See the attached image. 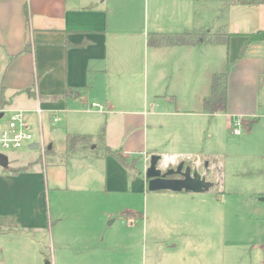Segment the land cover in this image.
Instances as JSON below:
<instances>
[{"label":"crops","instance_id":"crops-1","mask_svg":"<svg viewBox=\"0 0 264 264\" xmlns=\"http://www.w3.org/2000/svg\"><path fill=\"white\" fill-rule=\"evenodd\" d=\"M195 2L211 4L195 12L200 31L220 29L215 26L219 5L225 12L226 3L229 22L232 10L246 6ZM201 13L210 14L214 26L207 28L209 17ZM151 23L157 26L153 34L165 33L162 24L170 31L194 25V0H152L151 7L150 0H0V120L9 119L10 111H24L29 122L38 121L44 141L43 122L49 131L58 130L50 132L46 153L31 149L39 143L34 137L26 151L13 150V165L9 158L7 167L0 166V264H119L115 251L126 245L125 238L122 242L118 232L103 237L115 223L114 208L130 211L138 198L145 209L148 198L160 202L158 197L173 193L149 191L144 173L151 156L163 157L164 170L182 161L197 166L204 161L194 160L190 150L194 77L197 100L204 103L213 75L228 68V49L206 42L151 44ZM231 33L234 62L246 33ZM175 34L180 32L164 35ZM262 76L264 42H255L230 74L227 111L211 116L234 122L255 116ZM92 103L103 112L92 110ZM202 114L210 116L204 109ZM70 135L91 136L97 144L77 148L80 160L74 164L73 156L67 157ZM60 140L66 149L58 148ZM96 147L99 165L82 164ZM170 214L161 203L137 214L144 236L149 237L151 221L168 222ZM135 221L128 218L127 228Z\"/></svg>","mask_w":264,"mask_h":264},{"label":"rangeland","instance_id":"rangeland-1","mask_svg":"<svg viewBox=\"0 0 264 264\" xmlns=\"http://www.w3.org/2000/svg\"><path fill=\"white\" fill-rule=\"evenodd\" d=\"M195 1L194 25L185 27L183 23L180 29L170 31L162 24L159 28L165 32L163 34L190 31L192 34L209 32L213 35L243 30L245 33H254L264 29V0H254L255 4H247L245 8L232 10L231 22L228 21L229 9L226 8V3L225 12L223 5H219L220 9L218 12L215 11L214 17L215 26H220V29L215 31H212L213 29L200 31L196 11L203 12L204 8L211 4L201 2L196 5ZM229 1L232 8L234 0ZM213 5L216 8L218 3L215 2ZM165 6H169V3ZM201 15L209 17L210 24L207 28L214 26L212 23L214 18L210 19V14ZM191 16L193 21V15ZM233 19L239 21V24ZM155 27L157 26L151 23L148 28L151 39L154 36L153 30H157ZM233 44L235 50L236 44L235 42ZM199 95L194 77V120L191 123V126L194 125V149L191 147L190 150H194V160L200 158L214 165L212 173L214 191L210 194L194 195L170 192L171 194H166L165 197H158L160 202L148 198L145 209L144 205H141L143 200L138 198L135 199L130 211L114 208L115 223L108 227L110 230L104 232L103 237L118 232L122 242L123 237L125 238L126 245L115 251L119 264H264V98L261 97L255 116L239 119L237 123V120L228 121L226 117L216 114L203 116L204 103L197 100ZM8 121V115L0 120V132ZM31 121L34 137L39 142L38 121L35 117ZM43 124L47 146L50 132L58 134V130L49 131L46 123ZM57 146L62 148L61 150L66 149V143L62 140L57 141ZM26 148L27 145L19 152L26 151ZM13 152L4 149L0 144V153L10 158V165L15 163L12 158ZM36 152L41 154L40 150ZM86 153L84 160H81L82 164L87 166L98 164L96 160L100 158L99 152L88 150ZM63 156L61 153V158ZM79 160L80 153L76 152L71 161L74 164ZM160 203L166 213H171L172 220L162 223L157 220L151 221L149 237L146 238L144 221L138 218L137 214L141 215L149 209L152 212L153 204ZM121 212L125 217L121 216L123 214ZM128 218H132L133 221L136 219L131 228H127Z\"/></svg>","mask_w":264,"mask_h":264},{"label":"trees","instance_id":"trees-1","mask_svg":"<svg viewBox=\"0 0 264 264\" xmlns=\"http://www.w3.org/2000/svg\"><path fill=\"white\" fill-rule=\"evenodd\" d=\"M237 4L247 5V4H255L254 0H234ZM232 33H222L219 32L217 34L208 35V34H192L191 32H184L181 34L175 35H164V34H154V36L150 37V43L156 44L157 46H176V45H198L203 41L207 43L213 44H223L228 49V68L225 72L215 73L212 77L211 82V92L209 96L204 99V112L207 114H213L218 109L220 111L225 112L228 109L229 103V78L231 72L235 70L236 63L241 60L244 56V53L249 45L255 42H264V29L258 30L254 33H246L243 34L245 38V43L243 48L237 57L236 61L231 60V39L233 38ZM264 98V76L260 78L259 84V98ZM104 132L99 136L100 141H104ZM68 143V153L67 157L71 158L75 154V150L80 147H85L91 149L92 146H96V142H94L91 136L86 135H70L67 138ZM97 148V147H96ZM98 150V151H97ZM95 152H99L97 148ZM107 153H112L110 149H108ZM47 151V150H46ZM94 152V151H93ZM116 158L122 161V158L115 154Z\"/></svg>","mask_w":264,"mask_h":264},{"label":"water","instance_id":"water-1","mask_svg":"<svg viewBox=\"0 0 264 264\" xmlns=\"http://www.w3.org/2000/svg\"><path fill=\"white\" fill-rule=\"evenodd\" d=\"M31 149L39 150L38 143L31 146ZM163 157L160 155H152L149 166L145 170V178L148 182V189L151 192H173V193H194L203 194L214 187V183L208 181L197 169L192 167L185 168V162L182 161L177 169H168L164 171L159 167ZM9 165V157L0 153V166L7 167ZM173 176L177 178H172ZM45 264H51L46 261Z\"/></svg>","mask_w":264,"mask_h":264},{"label":"built area","instance_id":"built-area-1","mask_svg":"<svg viewBox=\"0 0 264 264\" xmlns=\"http://www.w3.org/2000/svg\"><path fill=\"white\" fill-rule=\"evenodd\" d=\"M91 109L103 112V107L97 103H92ZM36 112L39 115V123L41 125L42 110L38 109ZM8 120L0 134V144L4 149L19 150L34 140L33 125L26 119L24 111H10ZM236 132L238 133V131ZM38 144L40 145V150L46 153L47 148L42 134ZM147 161L148 159H146Z\"/></svg>","mask_w":264,"mask_h":264},{"label":"flooded vegetation","instance_id":"flooded-vegetation-1","mask_svg":"<svg viewBox=\"0 0 264 264\" xmlns=\"http://www.w3.org/2000/svg\"><path fill=\"white\" fill-rule=\"evenodd\" d=\"M180 163H178L175 166L167 167L164 171H167L168 169H177V167H178V165ZM189 166L192 167V168H194V170L197 169L202 175H204L206 177V179L208 181H210V182L213 183V181H211V177H212L211 166H210V163L208 161H203L198 166L196 165V162L195 161H194V163H192V162L191 163H186L185 162V168L186 167H189ZM177 177L173 176L172 178H177Z\"/></svg>","mask_w":264,"mask_h":264}]
</instances>
